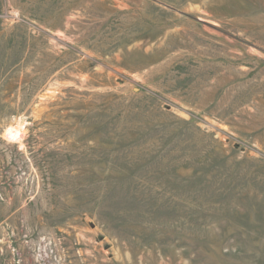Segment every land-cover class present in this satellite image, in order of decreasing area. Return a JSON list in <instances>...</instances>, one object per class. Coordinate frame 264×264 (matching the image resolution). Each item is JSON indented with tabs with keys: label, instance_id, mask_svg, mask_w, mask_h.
I'll return each instance as SVG.
<instances>
[{
	"label": "rangeland",
	"instance_id": "374dc122",
	"mask_svg": "<svg viewBox=\"0 0 264 264\" xmlns=\"http://www.w3.org/2000/svg\"><path fill=\"white\" fill-rule=\"evenodd\" d=\"M0 264H264V0H0Z\"/></svg>",
	"mask_w": 264,
	"mask_h": 264
},
{
	"label": "bare ground",
	"instance_id": "6f19581e",
	"mask_svg": "<svg viewBox=\"0 0 264 264\" xmlns=\"http://www.w3.org/2000/svg\"><path fill=\"white\" fill-rule=\"evenodd\" d=\"M11 133L16 135L19 133V130L17 129V127H13V129L11 130Z\"/></svg>",
	"mask_w": 264,
	"mask_h": 264
}]
</instances>
